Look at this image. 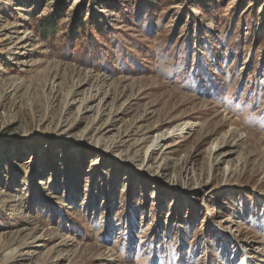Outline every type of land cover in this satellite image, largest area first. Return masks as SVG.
Returning a JSON list of instances; mask_svg holds the SVG:
<instances>
[{
  "label": "rangeland",
  "instance_id": "rangeland-1",
  "mask_svg": "<svg viewBox=\"0 0 264 264\" xmlns=\"http://www.w3.org/2000/svg\"><path fill=\"white\" fill-rule=\"evenodd\" d=\"M75 11L99 63L58 53ZM236 240L264 247V0H0V264H249Z\"/></svg>",
  "mask_w": 264,
  "mask_h": 264
},
{
  "label": "trees",
  "instance_id": "trees-1",
  "mask_svg": "<svg viewBox=\"0 0 264 264\" xmlns=\"http://www.w3.org/2000/svg\"><path fill=\"white\" fill-rule=\"evenodd\" d=\"M66 5L58 7L51 16H44L35 22L36 33L45 40L52 41L56 34V29L59 21L63 18V11L66 9ZM60 13V14H59ZM72 26L65 36L64 41L60 46L58 53L63 56L67 53V47L72 44L78 45L79 42H83V49L79 52V61L85 63H99L104 57L102 50L92 48V42L94 41L93 32L96 31L102 35L103 30L99 26L96 19L89 15L86 20L83 21L82 13L75 11ZM108 60V59H106Z\"/></svg>",
  "mask_w": 264,
  "mask_h": 264
},
{
  "label": "bare ground",
  "instance_id": "bare-ground-1",
  "mask_svg": "<svg viewBox=\"0 0 264 264\" xmlns=\"http://www.w3.org/2000/svg\"><path fill=\"white\" fill-rule=\"evenodd\" d=\"M195 127L196 126L194 124L193 125L185 124L183 126H180L179 129L171 128V130H169L165 136H156V138L153 141H151L152 143L150 144L149 150L151 151L152 149L157 148V147L161 148L163 146L164 142L169 137L176 135L177 133H184V132L188 133V132L192 131L193 128H195ZM35 133H36V135L40 136L41 134H43V131L41 132V130H39V127H38ZM232 134H236V133L233 131ZM62 135H63V132H59L56 130L54 132H49L46 136L48 139H56L58 137L61 138ZM22 138L26 139L27 136L25 135ZM243 138L244 137H242V136H237V138L235 139V141L233 143H230V144H227L224 146L221 145L222 147L215 146V149H214L215 153H217V152L221 153V159L219 160L220 164L222 162H224L226 160L228 161L230 159H235L237 163H240V160H241L240 147L244 141ZM146 156L147 155H145V157ZM146 159H149V158H146ZM257 244L258 243L256 241H251V242L239 241L238 242V240H236L237 248L240 249L242 252V254H241L242 255V261L246 260V262L248 261L249 264H264V247L262 245L260 246Z\"/></svg>",
  "mask_w": 264,
  "mask_h": 264
}]
</instances>
